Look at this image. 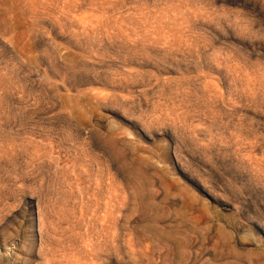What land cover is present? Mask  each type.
I'll use <instances>...</instances> for the list:
<instances>
[{
    "label": "rangeland",
    "instance_id": "rangeland-1",
    "mask_svg": "<svg viewBox=\"0 0 264 264\" xmlns=\"http://www.w3.org/2000/svg\"><path fill=\"white\" fill-rule=\"evenodd\" d=\"M0 264H264V0H0Z\"/></svg>",
    "mask_w": 264,
    "mask_h": 264
}]
</instances>
